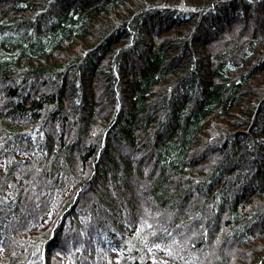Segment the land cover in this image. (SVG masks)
Returning a JSON list of instances; mask_svg holds the SVG:
<instances>
[{"label": "trees", "instance_id": "16d2710c", "mask_svg": "<svg viewBox=\"0 0 264 264\" xmlns=\"http://www.w3.org/2000/svg\"><path fill=\"white\" fill-rule=\"evenodd\" d=\"M0 264H264V0H0Z\"/></svg>", "mask_w": 264, "mask_h": 264}, {"label": "snow or ice", "instance_id": "6c2138e0", "mask_svg": "<svg viewBox=\"0 0 264 264\" xmlns=\"http://www.w3.org/2000/svg\"><path fill=\"white\" fill-rule=\"evenodd\" d=\"M149 227H150V226H149ZM154 247H156V248H160L161 245H160V244H155Z\"/></svg>", "mask_w": 264, "mask_h": 264}]
</instances>
